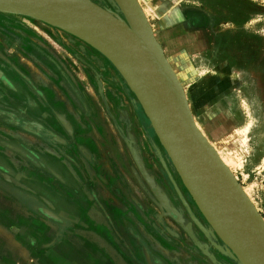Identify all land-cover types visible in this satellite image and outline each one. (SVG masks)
I'll return each mask as SVG.
<instances>
[{
  "label": "rangeland",
  "instance_id": "obj_1",
  "mask_svg": "<svg viewBox=\"0 0 264 264\" xmlns=\"http://www.w3.org/2000/svg\"><path fill=\"white\" fill-rule=\"evenodd\" d=\"M90 1L127 23L114 0ZM137 1L163 44L158 7ZM168 1L210 14L207 31L196 35L200 45L170 32L167 52H191L188 67L173 62L191 113L264 220V0ZM37 93L74 140L65 172L57 156L43 159L45 143L28 126L41 124L26 104L34 98L42 110ZM0 104V261L93 264L90 252L100 248L108 264H243L190 194L117 65L96 46L47 21L0 11ZM94 154L104 160L97 173ZM22 201L40 209L44 202L68 220L56 224Z\"/></svg>",
  "mask_w": 264,
  "mask_h": 264
},
{
  "label": "water",
  "instance_id": "obj_2",
  "mask_svg": "<svg viewBox=\"0 0 264 264\" xmlns=\"http://www.w3.org/2000/svg\"><path fill=\"white\" fill-rule=\"evenodd\" d=\"M114 1L127 23L90 0H0V11L38 18L68 30L55 20L66 13L98 34L92 42L68 30L117 65L190 194L227 246L243 264H264V220L195 124L183 87L139 2ZM103 35L115 40L113 45L107 47ZM155 192L167 208L156 188Z\"/></svg>",
  "mask_w": 264,
  "mask_h": 264
},
{
  "label": "crops",
  "instance_id": "obj_3",
  "mask_svg": "<svg viewBox=\"0 0 264 264\" xmlns=\"http://www.w3.org/2000/svg\"><path fill=\"white\" fill-rule=\"evenodd\" d=\"M152 1H154L153 5L155 7L156 6L158 7L156 9V19L154 20V23L156 24L155 29L161 32L160 36L162 37V42H163L161 46L166 58L168 59L172 68H173V62L175 61L176 63L178 61L184 63V66L188 67V65L186 64L188 63L190 65L191 63H189L190 62L189 59L185 58V55H188V53L191 52L188 51L186 47L184 48L180 47L179 49L177 48L171 52H167L168 49L173 46V43H175L174 40H171L168 37V35L171 32L176 38L175 41H183V42H185V40H187L190 36H193L194 37L193 41L195 43L192 44L187 43V44L196 47L197 45H200V43L197 44L198 38L196 37V35L200 34L203 31H207V28L211 24L210 14L207 13V11H205L204 8H202L201 6L197 7L195 5L180 4L178 1L174 4L169 3L168 0H152ZM166 1H168V3H166ZM164 39L167 40L166 44L164 43ZM158 42L160 41L158 40ZM180 46H187V45H180ZM61 243L62 241L59 242V246H58L59 251H61L60 249ZM97 249L98 250H94V252L92 251L90 252L91 255H95L96 258V263L93 264H108L107 260H105V262L100 260V258L98 257L99 256L98 254H100L99 253L100 248ZM0 257H1V253H0ZM0 264H8V262L0 261Z\"/></svg>",
  "mask_w": 264,
  "mask_h": 264
},
{
  "label": "flooded vegetation",
  "instance_id": "obj_4",
  "mask_svg": "<svg viewBox=\"0 0 264 264\" xmlns=\"http://www.w3.org/2000/svg\"><path fill=\"white\" fill-rule=\"evenodd\" d=\"M10 89H11V87H10ZM37 97L41 100L42 105H44V108L42 110L38 109V107H37L38 103L37 102L33 103L34 98L28 99L26 104L32 102L29 105L28 109L33 111V112H35L37 117L39 116L38 119H36V120L40 121L41 124L40 125H36V124L31 123L28 126H32V130L31 131L33 132V134L39 136L43 140V142L45 143V148L43 150V159H46L47 162H48V160L50 159L51 154L57 156L58 158H60V160H61L60 163L62 164V165L58 166V168H59V170L61 172H65V170L67 171V169H68L67 166L65 167V165L67 164V157H68L67 154H66V146H67V143L68 144H72L74 140L73 139L72 140H66L65 139V135L64 134L67 133V127L65 126V124L63 122V119H61L62 116L57 115L58 113L56 114V113L50 111V109L54 108V106L52 104L48 103L46 100H45L46 102H43V99H42L40 93H37ZM1 109H6V108L5 107H0V110ZM32 120L33 119L30 118V122H32ZM22 123H24V122H22ZM81 135H85V134H81ZM57 140H58V142L61 141L63 143L60 146V149L56 153H53V152H51L49 150L50 144L52 142H54V141H57ZM77 141H79L81 143V141L79 139H77ZM73 149L75 150V153L78 152V154H79L81 146L77 145V148H76V146L74 145ZM79 158H81L80 155H79ZM92 159H93V162H90V164L94 167V169H95V171L97 173L98 171L101 170L102 167H104V164H103L104 160H101V162L97 163V156L95 154L93 155ZM70 160L73 163L76 164L75 160H73L72 158ZM79 165H82V163L80 162ZM44 167H45V165H44ZM53 174H56V173L54 172ZM56 175H58V174H56ZM60 175H58L59 176L58 179L63 180L62 177H60ZM98 196H99L98 194H95V199H93V203H94L95 206L99 207V205H98V202H99ZM31 200H33V202H34L35 198L32 197ZM22 202H24V205L29 210H31L32 212H34L38 216H42V217L46 218L47 220H51V221L55 222L56 224L60 223L59 219L61 217L63 219H65V220H68V218H65L64 216H62L63 214H60L61 212L57 213V215H59L60 217L59 216H55L53 211L49 210L50 209L49 206L46 205V203H44V202L43 203L40 202V204L43 206V208H41V209L37 208V206H34L31 203H28L27 201H22ZM168 206H169V204H168ZM44 207H46V208H44ZM62 207H63V205H62ZM79 208L82 209L81 207H79ZM79 208H77L78 209L77 211L79 213H81ZM168 209L171 212V207L168 208ZM95 250H98V249L95 248Z\"/></svg>",
  "mask_w": 264,
  "mask_h": 264
},
{
  "label": "bare ground",
  "instance_id": "obj_5",
  "mask_svg": "<svg viewBox=\"0 0 264 264\" xmlns=\"http://www.w3.org/2000/svg\"><path fill=\"white\" fill-rule=\"evenodd\" d=\"M55 18H56L55 20H57L58 23L62 24L68 30H71V31L75 32L79 36H81V37H83V38H85V39H87L89 41H92V42H96L97 41L98 34H95L94 32H92L91 29L83 21H81L79 18H77L75 16H72L70 14H66V13H61V14L57 15ZM103 36H105L104 38H106V43H107L106 46L107 47H110L111 45H113V42L115 40L113 41V39L108 37L107 35H103ZM177 79L180 82V78L178 76H177ZM193 120L195 122L194 117H193ZM195 124H196V122H195ZM197 127H198V125H197ZM213 149L215 150L214 147H213ZM222 162L227 166V164L223 160H222Z\"/></svg>",
  "mask_w": 264,
  "mask_h": 264
}]
</instances>
